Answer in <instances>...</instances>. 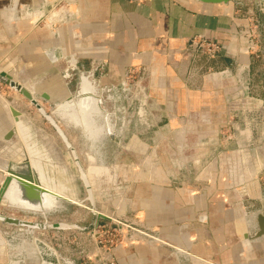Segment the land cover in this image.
<instances>
[{"label":"crops","instance_id":"crops-1","mask_svg":"<svg viewBox=\"0 0 264 264\" xmlns=\"http://www.w3.org/2000/svg\"><path fill=\"white\" fill-rule=\"evenodd\" d=\"M66 1L70 4L69 14L60 20H50L49 10L58 0H0V72L34 86L31 92L39 96L41 105L40 98L45 99L44 95L48 101L57 98L55 106L62 105L67 98L73 99L81 72L90 73L89 80L95 89L86 96H93L98 102L105 145L132 125L119 117L120 113L126 115L122 106L125 96L114 89L129 66H147L150 110L158 116L162 126L159 130H164L163 156L156 152V157L162 158L157 160L182 175H192L190 158L198 156L196 150L205 136L201 132L206 125L215 124L214 116L211 119L206 116L210 109L205 102L212 99L215 87L208 78L190 73L184 57L190 40L196 36L235 43L240 23L234 16L236 4H205L195 0ZM221 55L224 58V52ZM242 59L247 61V56L243 54ZM77 75V85L71 90ZM98 76L100 80L96 79ZM61 83L67 94L60 91ZM75 101L65 104L66 108L72 111ZM2 106L0 102V143L10 145L17 136L5 139L12 129V112L5 105L7 114ZM72 116L65 117V121L74 120L78 126ZM148 125L150 128L152 123ZM68 126L77 128L72 123ZM25 139L28 141V137ZM47 147V156L59 163ZM1 160L3 167L5 163ZM121 172L116 176L119 178L121 174L124 179V170ZM246 172L244 156L238 152L225 156L213 169L208 191L202 193L172 182L160 168L137 171L128 183L127 202L140 224L160 234L163 245L148 240L119 246L113 254L116 263L263 264L264 237H249L258 224L245 208L234 203L237 196L234 188L247 180ZM256 174L261 176L263 185L260 201L264 214V167ZM204 176L203 172L199 178ZM106 212L113 216L108 209ZM19 230L7 239L0 235V264H87L66 262L60 252L44 250L29 240L25 229Z\"/></svg>","mask_w":264,"mask_h":264},{"label":"rangeland","instance_id":"rangeland-1","mask_svg":"<svg viewBox=\"0 0 264 264\" xmlns=\"http://www.w3.org/2000/svg\"><path fill=\"white\" fill-rule=\"evenodd\" d=\"M261 3L259 0H240L239 3H236L234 16L240 23L238 26L239 36L234 41V44L229 40L217 42L204 38L205 47L203 52L192 51L191 43L188 44L186 56L184 57L188 62V70L193 75L199 74L202 78L203 76L206 79L208 78L209 82H213L215 87V94L212 99L207 98L205 102L210 109L209 113H207L208 115L206 114L207 118L211 119L214 116L216 119L213 127L210 123L201 132L205 135L202 140L204 144L202 143V146L196 150L200 162V170L202 168L204 170V178L199 179L198 183H196V180L191 178L194 173L192 175H190L191 173H186L185 177L182 175L176 181L170 179L176 183L184 182L190 188L196 183L199 186L196 190L205 193L213 180L214 167L221 164L225 156L238 152L241 156H244L246 161L247 180L234 188L237 195L234 203L240 204L245 208V212L255 222L257 216L262 214L260 197L261 186L263 185L261 176H256V172L264 167V112H261L262 105L260 103V101L264 103V58L259 51L249 55L245 50V43L247 39L250 41V38H247L250 31L255 34V27H257L256 31L260 32L264 29V14L261 10ZM53 6L54 8L51 7L49 12L54 10L61 14L59 15L58 13V16L56 12L49 14L50 17L48 19L50 20L61 18L63 15L69 14L71 10L69 2L66 0H58ZM30 13H32V10ZM213 46L217 47V52L212 57L210 48L212 49ZM221 52H224V58ZM243 54L247 56V61L242 59ZM149 70L147 66L140 64L129 66L125 69L117 89H114L118 94L125 96L124 105L122 104V106L126 109V115L120 113L119 117L121 116V119L124 117L127 122L132 123L130 128L127 126L124 130H121L114 141H108L105 145L104 141L102 145L97 143L98 147L96 149L92 142L88 144L84 133L78 131L80 128L67 127V125L71 124L70 121L66 122L64 116H60L62 117L61 120L55 116L61 129L68 135H66L68 140L76 148L77 153H81V163L85 170L89 167L98 168L99 172H101L100 169H106L104 173H99L101 176L91 174L89 180L94 188L95 207L93 210L98 214L110 217L111 215L106 212L108 209L113 213L112 218H100L92 213L91 205L88 201L82 206L67 204L65 210L49 214L46 218L40 215L26 214L20 210L0 205V213L5 216L23 218L39 223L69 222L85 227L86 229L83 231L76 229L61 231L36 230V235L35 233L26 234L29 236L30 241L34 240L44 250L60 252L66 262L117 264L113 255L114 250L119 246L138 242L125 240L126 238H133L132 229L136 228L135 226L140 222L136 212L129 206L128 203L130 202H127L130 190L128 186L130 177L137 171L149 172L152 167L160 168L163 172L168 173V177L172 176L170 173L171 169L168 168L166 163L157 160L162 159L158 158V156H163L162 141L164 132L162 131L164 130H159L162 126L157 120L158 116L153 110H150L151 102L147 87ZM96 79L100 80V76ZM124 79L127 81V87L122 85ZM77 82L78 75L75 76L71 90L75 89ZM19 83L28 90L34 91V86H29L26 82ZM60 91L65 94L68 93L64 83H61ZM245 94H248L250 99H247ZM36 96L39 99V96ZM136 96L141 99L140 102H137ZM40 99L45 110L48 113H52L57 98L52 101ZM0 102L7 114L8 110L5 105L11 110L12 120L10 119V122L11 124L12 122L14 123L15 136H17L10 145L0 143L1 161L7 160L15 168H19L20 162L27 156L29 147L33 153H39L35 157L41 159L42 165H44L50 175L54 174L57 176L60 174L59 172H62L60 180L66 186L71 187L74 197L85 199L87 192L78 177L79 174L75 162L70 156L69 149L37 108L25 96L2 82H0ZM140 109L141 113L139 112ZM14 111L18 112L17 116L14 115ZM77 116L80 118L79 120L84 121L79 114ZM15 120L25 127L23 138H21ZM145 122L148 124L152 123L151 127H147ZM84 124L89 127L88 123ZM126 125L128 124L126 123ZM120 127L122 126L119 122ZM26 137H28V141L25 139ZM4 141L6 142V140ZM27 143L30 146H27ZM45 144L49 146L47 145V147ZM46 147L52 154H55V160L57 159L59 163L47 156ZM156 152L157 157L155 155ZM86 153L87 155H84ZM57 165H59V168ZM60 168L64 172L59 170ZM0 169H3L1 163ZM119 170L120 172L124 170V179L120 173L119 178L116 176ZM1 171L0 182L4 178ZM19 229V227L0 221V235L6 239L12 234L17 235L20 231ZM24 229L27 228L25 227ZM16 230L19 231L17 232ZM158 244L163 245L162 242H158ZM261 257H263L261 258L263 260V253Z\"/></svg>","mask_w":264,"mask_h":264},{"label":"water","instance_id":"water-1","mask_svg":"<svg viewBox=\"0 0 264 264\" xmlns=\"http://www.w3.org/2000/svg\"><path fill=\"white\" fill-rule=\"evenodd\" d=\"M197 2L205 3V4H224L228 5L230 3H239L240 0H195ZM260 2L264 3V0H259ZM91 74L81 72L80 75V84L78 86V90L76 91L73 99H66L67 102H62L61 104H69L71 100H76L78 102L81 101L82 104L91 105V109H98V102L95 98H90V96L84 95L83 92V85L85 87V81L87 79V84L92 86L89 87L90 91H94L95 86L94 83L91 82L89 79L91 78ZM0 82L8 84L12 89L19 92L23 96H25L40 112V114L50 123V125L55 129L57 134L61 137L62 141L66 145V147L70 150L72 158L75 162V166L78 171V177L81 180L84 188L87 192V197L85 199H79L80 204H84L88 201L91 205L92 213L98 215L96 212L93 211L95 202H94V193L92 190L91 183L88 179L89 174H99V169L95 167H89L85 170L84 166L82 165L76 148L69 142L64 131L58 126L55 120L51 117V113H48L46 110L42 109L41 104L34 98L32 93L26 89L22 84L15 81L13 77L9 74L0 72ZM43 98L48 99V96L44 95ZM80 107V105H78ZM56 108L62 109V105L55 106ZM14 115H18V112L14 111ZM14 127V123L12 122ZM103 125V124H102ZM78 126L86 132L88 135H92L91 129H89L84 123H80L78 121ZM103 127V126H102ZM105 128L101 130V134L95 138V141L92 143L94 148L97 149L98 144L103 143L105 140ZM15 136V130L12 128L5 136L6 140H10L12 137ZM113 134H111V138H113ZM96 143V144H95ZM29 148V147H28ZM31 153V154H30ZM27 154L31 155L28 158L27 156L23 161L20 162L19 167L20 169L10 168L9 172L10 175L6 176L4 179L1 187H0V205L9 207L11 209L20 210L26 214H33V215H40L46 218L47 215L61 212L67 208V204H77L74 201L66 199L64 196H70L75 198L72 193V189L70 186H66L64 182L60 180L59 175L49 174L48 171L45 169L44 165H42L41 159L35 157V154L29 148L27 149ZM33 154V156H32ZM38 156V155H37ZM38 164L40 167V172L35 168V164ZM18 166V165H17ZM59 168V165H57ZM25 168V170H24ZM22 169V170H21ZM63 171L61 168L59 169ZM101 170V169H100ZM106 170V169H104ZM64 172V171H63ZM3 173V171H1ZM59 176V177H58ZM13 188L12 195L10 199L5 200V196L8 193L9 189ZM100 218H105L103 215H98ZM0 221L12 226L19 227L21 230L23 228H27V233H33V230H85L86 228L80 226L76 223H69V222H56V223H49V222H28L24 221L19 218L14 217H7L0 215ZM256 222L258 224V229L249 237L250 238H261L264 237V214H259L256 218Z\"/></svg>","mask_w":264,"mask_h":264},{"label":"built area","instance_id":"built-area-1","mask_svg":"<svg viewBox=\"0 0 264 264\" xmlns=\"http://www.w3.org/2000/svg\"><path fill=\"white\" fill-rule=\"evenodd\" d=\"M261 3V2H260ZM262 6L261 10L264 14V3L260 4ZM254 32L255 34H252L251 31L249 33L248 31V36L244 33L245 36H247V38H250V41L247 39L246 40V46H245V50L249 55H253V53H256L257 51H259L262 54V57L264 58V29L262 32L260 31H256L257 27L254 28ZM204 37L202 36H196L194 38H192L190 40L191 46H192V51L194 52H203V49L205 47L204 45ZM189 43V44H190ZM224 49V48H223ZM210 52L211 55L213 57V54H215L217 52V47L213 46L212 49L210 48ZM249 67V66H248ZM126 79L123 80L122 85L123 87H127L126 86ZM125 89V88H124ZM139 95V94H138ZM245 96H247L246 98L248 99L249 96L248 94H245ZM145 98V96H144ZM250 99V98H249ZM136 100L137 102H140L141 99L139 97L136 96ZM261 103V101H260ZM261 112H264V105L261 103ZM143 109V108H142ZM141 113V109L139 111ZM263 122V121H262ZM145 125L149 126L147 122H145ZM190 168H191V172L194 173L193 175L195 176L194 180H196V183H198V180L200 179L199 177L202 176L204 170L202 168V170H200V162L198 157H194V158H190ZM170 172V171H169ZM171 175L169 178L172 179V181H176L177 179H179V177L182 176V174L179 173V170H171ZM183 177H185V175H183ZM196 183L194 184L192 188V190L197 191L196 189L199 188V186L196 185ZM179 185H184L187 186L184 182H180L178 183ZM106 218V217H105ZM203 218H201L202 220ZM120 227V226H119ZM136 228H133V238H126L125 240H127L128 242H135V241H153V242H162V239L160 237V234L153 228L145 226L143 224H138L137 226H135ZM115 230V229H114ZM124 240V239H123ZM114 264V263H111Z\"/></svg>","mask_w":264,"mask_h":264},{"label":"bare ground","instance_id":"bare-ground-1","mask_svg":"<svg viewBox=\"0 0 264 264\" xmlns=\"http://www.w3.org/2000/svg\"><path fill=\"white\" fill-rule=\"evenodd\" d=\"M63 11V10H62ZM57 13V16H58V13L59 12H57V11H52L50 14H53V13ZM61 13H59V15H60ZM62 16V15H61ZM64 16V15H63ZM48 19V18H47ZM57 19V18H56ZM59 20H60V17L58 18ZM56 22V21H55ZM226 75V74H225ZM87 79H86V81H85V87H84V85H83V92H84V95H92V93H93V91H90L89 89V87H92V86H90V85H88L87 84ZM27 89V88H26ZM92 89H93V87H92ZM30 91V90H29ZM31 92V91H30ZM32 93V92H31ZM33 95V94H32ZM34 96V95H33ZM34 98L38 101V98L37 97H35L34 96ZM90 98H93V96H90ZM64 103L65 102H67V101H63ZM40 103V102H39ZM70 103V102H69ZM72 104V103H71ZM75 104H76V108L74 107L73 109H74V111H73V109H72V111H71V108L70 107H67L66 108V105L65 104H62V109H59V108H54V110H53V113H51L50 115H51V117L55 120V122L58 124V122H57V119L55 118V116L59 119V120H61V118L62 117H60V116H64V117H69L70 115H73V116H75V117H73L74 119H75V121L78 123V121L82 124V122L83 123H88L87 125L89 126L88 128L89 129H91V136L90 135H88V134H86V132H84V131H82V132H84V135L86 136V138L88 139V140H90L91 142L93 141H95V138H93V137H98V135H100L101 134V130H104V126L102 125V123L100 122V120H99V117H98V114H100L99 112L98 113H96L98 110H96V108L95 109H91V105H84V104H82L81 103V101L80 102H78V101H75ZM68 105V104H67ZM78 105H80V107L78 106ZM42 106V105H41ZM60 106V105H59ZM42 109H44V111H45V108H44V106H42ZM71 111V112H70ZM76 111V113H77V111L79 112V116L84 120V121H82V120H79L80 118H78V116H77V114L75 113V115H74V112ZM73 113V114H72ZM94 114H96V115H94ZM16 118V117H15ZM71 119V118H70ZM69 119V120H70ZM16 121V120H15ZM72 121H74V120H71L70 122L71 123H73ZM82 121V122H81ZM97 122V123H96ZM16 124H17V126H18V131L20 132V135H21V138H23V135H24V130H25V127H23L22 125H21V123H19L18 121H16ZM75 124V123H74ZM58 126H59V124H58ZM77 128H80L79 126H77V125H75ZM103 126V127H102ZM60 127V126H59ZM14 128V127H13ZM61 128V127H60ZM27 129V128H26ZM14 130H15V128H14ZM63 130V129H62ZM28 131V130H27ZM15 133H16V131H15ZM64 134H65V132H64ZM66 135V134H65ZM67 137V136H66ZM68 139V138H67ZM70 142V141H69ZM92 142V143H93ZM28 146V145H27ZM29 149V148H28ZM70 151V150H69ZM31 154V153H30ZM35 154V153H34ZM36 156H37V154H35ZM29 156H31V155H28L27 154V157L28 158H31V157H29ZM32 156H33V154H32ZM9 161H4V163H5V165L3 166V169H0V170H2L3 171V174H2V177H4L3 178V180H2V182H0V187H1V185H2V183H3V181H4V179L6 178V176H9L10 175V172H9V169L10 168H15L12 164H10V162L8 163ZM6 166V167H5ZM35 168L36 167H38L37 169L39 170V172H40V167L38 166V164L36 163L35 165ZM21 167H19V169H20ZM15 169H18V168H15ZM22 170V169H21ZM24 170H25V168H24ZM64 171V170H63ZM1 175V174H0ZM89 176H91V174H89ZM89 176H88V179H89ZM90 181V180H89ZM91 183V186H92V190H94V188H93V185H92V182H90ZM12 192H13V188H10L9 189V191H8V193L6 194V196H5V200H7L8 201V199H10V197H13V195H12ZM74 196V195H73ZM65 198L66 197H68V198H66V199H68V200H71V201H74L75 203H78V204H80V201H79V199L78 198H72V197H70V196H64ZM81 206L82 205H85V203L84 204H80ZM95 207V206H94ZM94 212H95V210H93ZM97 213V212H96ZM98 214V213H97ZM0 215H2V216H5V215H3V214H1L0 213ZM98 215H102V214H98ZM103 216H105V217H108V216H106V215H103ZM7 217H11V216H7ZM111 218H112V216H110ZM110 217H108V218H110ZM15 218V217H14ZM22 220H24V221H28V222H35V221H32V220H25V219H23L22 218ZM9 225V224H8ZM24 229V228H23ZM25 230H28V229H25ZM36 230H33V232H35Z\"/></svg>","mask_w":264,"mask_h":264},{"label":"flooded vegetation","instance_id":"flooded-vegetation-1","mask_svg":"<svg viewBox=\"0 0 264 264\" xmlns=\"http://www.w3.org/2000/svg\"><path fill=\"white\" fill-rule=\"evenodd\" d=\"M92 94H93V93H92ZM97 110H99V107H98ZM72 112H73V111H72ZM98 112L100 113V111H97L96 113H98ZM72 114H73V113H72ZM94 115H96V114H94ZM72 122H73V123H72L73 126H75V125H76V124H74L75 122H74V121H72ZM96 123H97V122H96ZM75 127H76V126H75ZM87 141H88L89 144L91 143V141H89L88 139H87Z\"/></svg>","mask_w":264,"mask_h":264}]
</instances>
